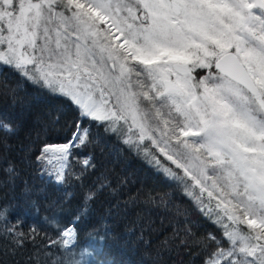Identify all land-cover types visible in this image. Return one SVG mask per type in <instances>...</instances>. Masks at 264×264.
I'll return each mask as SVG.
<instances>
[{"label": "snow or ice", "instance_id": "snow-or-ice-1", "mask_svg": "<svg viewBox=\"0 0 264 264\" xmlns=\"http://www.w3.org/2000/svg\"><path fill=\"white\" fill-rule=\"evenodd\" d=\"M0 65L105 131L122 138L126 127L134 151L150 141L148 163L215 214L220 238L198 242L203 264H264V0H0ZM76 128L36 160L67 161L85 143ZM16 227L4 230L21 244ZM75 240L73 225L49 242L71 253Z\"/></svg>", "mask_w": 264, "mask_h": 264}, {"label": "trees", "instance_id": "trees-1", "mask_svg": "<svg viewBox=\"0 0 264 264\" xmlns=\"http://www.w3.org/2000/svg\"><path fill=\"white\" fill-rule=\"evenodd\" d=\"M78 123L88 129L85 143L70 149L63 163L66 180L58 182L61 162L36 157L46 145L71 141ZM149 144L134 151L135 145L105 131L103 123L81 119L62 94L0 65V264H51L57 258L81 264H203L206 250L198 242L209 233L220 238L215 214L209 219L185 189L148 163L143 148ZM156 155L164 167L178 171ZM88 157L92 167L82 163ZM89 190L93 195L86 199ZM13 225L28 236L21 244L4 230ZM73 225L78 240L71 253L50 244Z\"/></svg>", "mask_w": 264, "mask_h": 264}, {"label": "rangeland", "instance_id": "rangeland-1", "mask_svg": "<svg viewBox=\"0 0 264 264\" xmlns=\"http://www.w3.org/2000/svg\"><path fill=\"white\" fill-rule=\"evenodd\" d=\"M122 140H123V142H125V141H127L128 140V132H127V128H126V130H125V133H124V135H123V137H122ZM69 142V141H68ZM67 142V143H68ZM126 143V142H125ZM62 144H65V143H62ZM56 145H60V144H56ZM64 162H61V164H63ZM89 194H92L93 195V191H91V190H89L88 191V193L86 194V197L89 195ZM72 227V226H71ZM75 242V241H74ZM73 242V243H74Z\"/></svg>", "mask_w": 264, "mask_h": 264}]
</instances>
